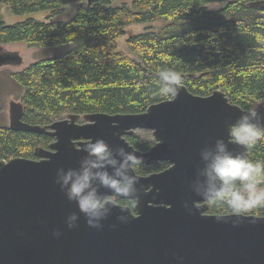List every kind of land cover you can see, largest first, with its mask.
Returning a JSON list of instances; mask_svg holds the SVG:
<instances>
[{
    "label": "water",
    "instance_id": "obj_1",
    "mask_svg": "<svg viewBox=\"0 0 264 264\" xmlns=\"http://www.w3.org/2000/svg\"><path fill=\"white\" fill-rule=\"evenodd\" d=\"M19 59L0 52V66ZM253 108L264 117V101ZM248 110L220 88L198 95L185 83L178 96L145 112H94L85 115V123L77 122V114L46 125L28 123L22 105L12 103L11 128L55 140L48 148L36 147L38 158L0 159V264H264V215L212 214L206 201L191 207L200 199L190 187L202 166L200 150L217 138L227 140L229 125ZM138 129L153 130L150 149L140 150L126 138ZM100 138L135 151L143 164L170 166L136 173L140 200L133 207L118 203L130 212L127 223L117 220L124 213L115 208L102 229L89 227L82 214L79 227L68 229L66 217L77 208L55 183L57 169L78 167L84 147ZM229 149L244 151L236 144Z\"/></svg>",
    "mask_w": 264,
    "mask_h": 264
},
{
    "label": "trees",
    "instance_id": "obj_2",
    "mask_svg": "<svg viewBox=\"0 0 264 264\" xmlns=\"http://www.w3.org/2000/svg\"><path fill=\"white\" fill-rule=\"evenodd\" d=\"M114 1L0 0L16 14L49 12L46 20L28 18L14 24L0 17V45L24 41L59 51L11 73L24 89L23 121L48 124L69 114L145 112L150 104L172 97L159 94L161 68L183 74V83L194 94L220 88L246 109L264 101V0H133L118 6ZM215 3L224 6L210 8ZM70 4L76 5L74 15L59 18ZM158 20L166 22L158 31L128 36L139 59L118 49L129 24ZM127 139L140 150L152 145L137 134ZM53 140L1 125L0 159L35 158L36 147H47ZM248 157L264 161V140ZM168 166L166 161L141 164L137 173ZM207 211L231 213L210 204ZM250 213L264 215V208Z\"/></svg>",
    "mask_w": 264,
    "mask_h": 264
},
{
    "label": "clouds",
    "instance_id": "obj_3",
    "mask_svg": "<svg viewBox=\"0 0 264 264\" xmlns=\"http://www.w3.org/2000/svg\"><path fill=\"white\" fill-rule=\"evenodd\" d=\"M157 77L160 95H179L183 78L178 71L161 68ZM262 140L264 117L257 108H250L229 125L227 140L217 138L214 144L203 147L199 153L202 166L190 185L200 199L194 200L191 207L197 208L198 201H206L237 217L264 208V161L248 157V152ZM229 144H236L244 151L233 153ZM83 150L85 155L78 167L59 168L56 172L55 183L77 208L66 217L68 229L79 227L81 214L89 227L102 229L115 208L124 213L117 220L127 223L130 212L118 207V201H129L134 206L140 200L142 191L136 173L142 157L124 146L113 147L103 138L88 143ZM184 207L191 210L188 203ZM54 235L59 237L61 233L56 231Z\"/></svg>",
    "mask_w": 264,
    "mask_h": 264
},
{
    "label": "rangeland",
    "instance_id": "obj_4",
    "mask_svg": "<svg viewBox=\"0 0 264 264\" xmlns=\"http://www.w3.org/2000/svg\"><path fill=\"white\" fill-rule=\"evenodd\" d=\"M133 0H115L114 5L118 6L124 2L129 4ZM75 4V3H73ZM70 4L65 11L59 15V18L68 20L70 19L76 9V5ZM224 3H215L210 8H222ZM48 11H40L26 14L13 13L6 4L0 3V17L8 24H14L23 21L28 18H36L38 20H46ZM164 20H158L155 22L145 23H131L126 27V34L119 39L118 49L125 54L139 59V57L133 52L129 43L128 36L131 34H137L148 29L158 31L165 25ZM0 52L14 53L20 56L19 60L7 62L0 66V126L10 125L11 116V104L21 103L24 89L17 84L12 78L11 73L21 71L30 64L53 55H56L59 51L52 49H44L40 46H29L24 41H17L8 44L0 45ZM66 117V116H64ZM63 118V117H62ZM137 135L143 138L147 142H155L151 129H138L135 131Z\"/></svg>",
    "mask_w": 264,
    "mask_h": 264
},
{
    "label": "flooded vegetation",
    "instance_id": "obj_5",
    "mask_svg": "<svg viewBox=\"0 0 264 264\" xmlns=\"http://www.w3.org/2000/svg\"><path fill=\"white\" fill-rule=\"evenodd\" d=\"M3 53H5V52H3ZM11 108H12V104H11ZM10 110H11V109H10ZM70 115H71V114H69V115H67L66 117H63V118H67V117H69ZM77 115H79V114H77ZM85 115H86V114H85ZM85 115H79V118H78L77 122H79V123H85V122L87 121L86 118H85ZM63 118H60V119H63ZM54 121H55V120H54ZM52 122H53V121H52ZM52 122H51V123H52ZM48 124H50V123H48ZM42 125H46V124H42ZM9 126H10V125H9ZM12 129H13V128H12ZM152 133H153V130H152ZM133 134H136V132H134ZM129 135H132V134H129ZM127 136H128V135H127ZM127 136H126V138H127ZM153 136H154V135H153ZM53 137H54V136H53ZM54 140H55V137H54ZM54 140H53V141H54ZM155 140H156V139H155ZM53 141H52V142H53ZM128 141H129V140H128ZM52 142H51V143H52ZM129 142H130V141H129ZM51 143H50V144H51ZM130 143H131V142H130ZM155 143H156V141H155L154 143L151 142V144H152L151 147H152ZM50 144H49V145H50ZM49 145H48L47 147H45V146H37V147L48 148ZM151 147H150V148H151ZM150 148H149V149H150ZM147 150H148V149H147ZM35 152H36V149H35ZM35 155H36V153H35ZM13 158H14V157H13ZM35 158H38V157L36 156ZM11 159H12V158H11ZM5 160H6V159H5ZM9 160H10V159H9ZM161 162H163V161H161ZM166 162H168V161H166ZM159 163H160V162H159ZM168 163H169V162H168ZM142 164H143V163H142ZM157 164H158V163H157ZM144 165H146V164H144ZM151 165H154V164H151ZM169 166H170V163H169ZM169 166H168V167H169ZM161 171H162V170H161ZM154 172H159V171H154ZM151 173H153V172H151ZM151 173H149V174H151ZM138 174H139V173H138ZM149 174H145V175H149ZM140 175H144V174H140ZM121 201H122V200H121ZM121 201H118V203H119V204H122ZM122 205H129V206H132V207H133V204H132V205H130V204H122Z\"/></svg>",
    "mask_w": 264,
    "mask_h": 264
}]
</instances>
